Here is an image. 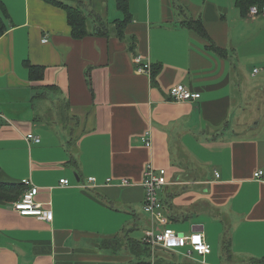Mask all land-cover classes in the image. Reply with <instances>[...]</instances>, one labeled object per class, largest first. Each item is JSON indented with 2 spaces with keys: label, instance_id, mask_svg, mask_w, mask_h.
Wrapping results in <instances>:
<instances>
[{
  "label": "crops",
  "instance_id": "0c3cea01",
  "mask_svg": "<svg viewBox=\"0 0 264 264\" xmlns=\"http://www.w3.org/2000/svg\"><path fill=\"white\" fill-rule=\"evenodd\" d=\"M0 1L9 14L0 36V179L31 182L36 203L52 212L41 221L14 211L22 195L0 200V264L264 259V182L255 178L264 170V15L241 17L232 0H128L132 20L120 40L113 22L124 15L116 6L112 20L106 0V17L90 7V35L76 40L55 3ZM185 20H201L208 39ZM137 56L154 80L136 71ZM29 64L43 67L41 80ZM177 85L201 98L172 100ZM148 164L167 170L159 192L167 226L202 232L211 254L131 252L129 242L142 243L152 227L143 209ZM88 178L96 182L85 189Z\"/></svg>",
  "mask_w": 264,
  "mask_h": 264
},
{
  "label": "built area",
  "instance_id": "2783aa9c",
  "mask_svg": "<svg viewBox=\"0 0 264 264\" xmlns=\"http://www.w3.org/2000/svg\"><path fill=\"white\" fill-rule=\"evenodd\" d=\"M250 15L261 16L263 12L256 6L251 7ZM47 42V40H44ZM136 71L139 74L151 75V66L149 63H144L140 56L135 58ZM257 72V71H256ZM169 95L172 100L177 102L193 101L201 98L198 92H192L190 89L182 85L174 86L170 89ZM145 136L142 140L146 147L152 146L151 140ZM27 141L32 144H40L41 138L34 134L26 136ZM166 169H156L151 164L145 169L144 180L142 182L145 190V200L143 204L144 212L150 217L152 227L144 232L143 242L151 251L155 253L159 248L177 254L178 249H183V253L187 257H193L195 254L204 258L211 254V245L207 242L205 235L202 232H194L192 234H184L171 229L168 225L169 220L165 215V207L160 199L159 192L162 188L169 184ZM219 177V174H216ZM255 178L264 182V170H259L255 173ZM96 182V178H88V181L82 184L87 189L92 187ZM26 186L31 182L24 181ZM123 186L130 185L131 182L124 180L121 182ZM60 185L66 187L70 185L67 179H61ZM39 194V188L36 186H29V188L22 194L20 200L12 204L14 211L22 216H34L41 221H51L52 212L45 210L42 206L36 203L35 199Z\"/></svg>",
  "mask_w": 264,
  "mask_h": 264
},
{
  "label": "trees",
  "instance_id": "16d2710c",
  "mask_svg": "<svg viewBox=\"0 0 264 264\" xmlns=\"http://www.w3.org/2000/svg\"><path fill=\"white\" fill-rule=\"evenodd\" d=\"M50 2L55 3L56 5L62 7L67 14V20L71 27L72 37L76 40L83 39L90 35L89 31V16L90 14H86L82 9L79 7L71 6L67 4L64 0H49ZM128 0H116L117 9L123 13L124 19L118 20L113 22L114 31L116 33L117 38L120 40L124 39L125 37V27L127 24L132 20V14L130 11V6ZM236 9L239 11L241 17H247L249 14L251 7H258L261 12L264 10V0H232ZM8 11L5 5L0 1V36L4 35L7 32V24L6 19L8 18ZM99 21H102L101 18ZM182 25L190 30H193L203 38H207V32L203 26L201 20H185ZM181 25V26H182ZM99 27L103 28V23H99ZM103 30L100 33H104ZM208 39V38H207ZM216 51H218L219 55H224L226 53V49L221 47L217 48L214 46H208ZM29 70L31 72L33 80H41L43 77V67L41 66H33L28 65ZM152 70V69H151ZM152 79L154 80L156 77V70L152 71ZM49 89L54 90L53 86L49 87ZM2 123V119L0 117V125ZM75 164V160L73 162ZM27 190L26 185L22 182H4L0 179V200L2 201H16L19 197ZM163 202V201H162ZM165 202H163L164 204ZM166 204H164L165 207ZM169 218H171L169 216ZM129 247L131 252L135 254H151V249L144 243H135L129 242ZM192 264V263H191ZM254 264H264V259L256 260Z\"/></svg>",
  "mask_w": 264,
  "mask_h": 264
},
{
  "label": "rangeland",
  "instance_id": "374dc122",
  "mask_svg": "<svg viewBox=\"0 0 264 264\" xmlns=\"http://www.w3.org/2000/svg\"><path fill=\"white\" fill-rule=\"evenodd\" d=\"M67 4H70L71 6L74 7H79L80 9H82L86 14L89 15V8H95L97 11V14H100L101 16L106 17L105 15V11H103V3L102 2H106V0H84V2L82 3V1L79 0H64ZM110 6H109V13L112 16V20H114L115 18H113V13L116 11V5H115V0H110ZM236 10V9H235ZM237 12V10H236ZM120 16L122 17V14L119 12ZM234 15V14H233ZM99 16V15H98ZM99 18V17H98ZM91 24L93 23L92 20H90ZM39 100L36 99V106H37V115L40 114V103H38ZM183 251V249H178L177 252L181 253ZM179 258L182 256H178ZM183 258V257H182Z\"/></svg>",
  "mask_w": 264,
  "mask_h": 264
}]
</instances>
